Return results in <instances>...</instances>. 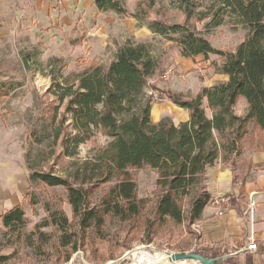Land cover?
<instances>
[{"label":"trees","instance_id":"obj_1","mask_svg":"<svg viewBox=\"0 0 264 264\" xmlns=\"http://www.w3.org/2000/svg\"><path fill=\"white\" fill-rule=\"evenodd\" d=\"M170 2L183 13L182 22L148 19L145 11L132 12L130 16L153 34L172 41L182 56L202 54L208 58L209 54L218 55L219 62L213 64L215 72L228 76L226 80L202 86L195 94H174L169 89L152 85L150 90L158 92L157 100L166 98L187 109L188 120L174 124L170 116L157 121L150 118L154 101L152 92L146 87L160 65L150 41L127 40L117 46L108 64L88 65L73 77L51 80L55 86L53 93L64 102V113L69 115L73 129L62 139L66 155L74 156L78 146L90 140L96 130L108 138L96 160L84 161L74 173V177L82 182L95 176L105 181L120 178L111 188L112 195L103 212L125 219L137 215L143 200L137 197V185L129 170L150 167L157 174L153 220L161 224H185V230L195 239L197 233L191 225L200 219L211 198L205 186L207 166L219 159L228 163L234 172L233 183H236L235 158L243 153L245 144L250 149L264 148V0ZM94 4L118 15L128 14L122 0H94ZM227 16H236L248 29L245 39L229 51L215 48L192 23V20L202 21L205 28L216 27L223 24ZM4 85L6 81H0V92ZM8 87L12 85L8 83ZM239 97L246 103L241 114L235 111ZM26 166L29 187L34 182L65 186L72 218L68 221L61 209L51 211L50 216L53 225L62 230V244H70L74 232L67 228L73 226L72 221L82 212L80 187L73 186L65 177L35 170L28 163ZM85 213L80 221L83 226H87L90 219L100 220L93 211ZM0 218L8 231L26 223L25 212L19 204L4 211ZM190 248L191 241H186L179 250ZM192 251L237 264L229 257L209 253L202 246L194 247ZM69 257L70 254H66L63 259ZM246 263L251 264L250 255H247Z\"/></svg>","mask_w":264,"mask_h":264},{"label":"rangeland","instance_id":"obj_2","mask_svg":"<svg viewBox=\"0 0 264 264\" xmlns=\"http://www.w3.org/2000/svg\"><path fill=\"white\" fill-rule=\"evenodd\" d=\"M122 1L127 15L101 10L94 0H0V81H6L0 92V126L14 128L26 164L67 178L80 187L83 198L82 212L67 228L74 232L72 241L64 246L62 230L53 225L50 214L61 209L71 220L65 186L32 183L23 199L26 223L8 231L0 218V264H137L133 255L127 256L136 247L151 253L178 251L191 241V248L183 251L194 248V236L185 230V224L153 220L155 170H129L137 197L143 201L140 212L125 219L103 212L111 188L120 178L105 181L95 176L82 182L74 177L84 161L96 160L108 138L96 130L74 156H67L62 144L73 129L64 113V102L53 93L51 78L62 81L88 65L108 64L117 46L127 40L150 41L159 57V68L147 83L148 92L157 85L172 87L168 89L174 94H195L217 81L213 64L219 62L218 55L182 56L172 41L153 34L130 16L145 11L148 19L182 22L183 13L170 0ZM192 23L215 48L225 51L233 50L248 33L236 16H227L216 27L205 28L202 21ZM152 95L156 101L158 92ZM236 106L240 109L241 103ZM87 211L100 220L90 219L83 226L80 221ZM66 254H70L68 260L63 259ZM233 261L239 264V260Z\"/></svg>","mask_w":264,"mask_h":264},{"label":"crops","instance_id":"obj_3","mask_svg":"<svg viewBox=\"0 0 264 264\" xmlns=\"http://www.w3.org/2000/svg\"><path fill=\"white\" fill-rule=\"evenodd\" d=\"M215 78L226 80L228 76L218 73ZM237 103H241V108L235 105V111L241 114L246 107L244 98L239 97ZM163 116H170L173 123L178 124L189 119V111L166 98L152 102L151 120L157 121ZM24 152L14 128L0 126V215L15 205L23 206L29 188ZM235 161L236 183H233L234 172L228 163L219 159L207 166L205 186L211 198L215 194H225L230 202L229 207L219 212L210 198L200 219L191 225L197 233L192 245L205 247L209 253L214 252L222 258L239 260V264H247V255H250L251 264H264V148L250 149L245 144L243 153ZM249 241L256 243V249L246 248Z\"/></svg>","mask_w":264,"mask_h":264},{"label":"bare ground","instance_id":"obj_4","mask_svg":"<svg viewBox=\"0 0 264 264\" xmlns=\"http://www.w3.org/2000/svg\"><path fill=\"white\" fill-rule=\"evenodd\" d=\"M133 255L137 264H197L192 259L173 260L166 251L151 253L145 251L142 246L132 249L127 256Z\"/></svg>","mask_w":264,"mask_h":264},{"label":"water","instance_id":"obj_5","mask_svg":"<svg viewBox=\"0 0 264 264\" xmlns=\"http://www.w3.org/2000/svg\"><path fill=\"white\" fill-rule=\"evenodd\" d=\"M168 254L169 257L173 260H179V259H192L195 262H199V264H229L225 263L223 261L217 260L215 258H208L205 257L199 253H196L192 250L190 251H168L165 250Z\"/></svg>","mask_w":264,"mask_h":264},{"label":"built area","instance_id":"obj_6","mask_svg":"<svg viewBox=\"0 0 264 264\" xmlns=\"http://www.w3.org/2000/svg\"><path fill=\"white\" fill-rule=\"evenodd\" d=\"M230 198L228 195L225 194H215L211 198V203L214 205L217 211L221 212L227 207H229ZM248 250L256 249V243L254 241H249L246 245Z\"/></svg>","mask_w":264,"mask_h":264}]
</instances>
